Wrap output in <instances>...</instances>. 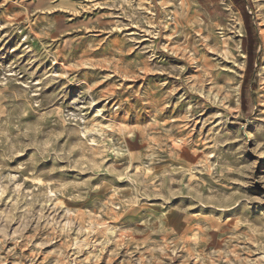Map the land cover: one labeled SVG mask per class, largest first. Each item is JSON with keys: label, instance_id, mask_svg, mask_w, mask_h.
Masks as SVG:
<instances>
[{"label": "rangeland", "instance_id": "rangeland-1", "mask_svg": "<svg viewBox=\"0 0 264 264\" xmlns=\"http://www.w3.org/2000/svg\"><path fill=\"white\" fill-rule=\"evenodd\" d=\"M0 264H264V0H0Z\"/></svg>", "mask_w": 264, "mask_h": 264}, {"label": "trees", "instance_id": "trees-1", "mask_svg": "<svg viewBox=\"0 0 264 264\" xmlns=\"http://www.w3.org/2000/svg\"><path fill=\"white\" fill-rule=\"evenodd\" d=\"M233 3L239 5L240 3H244V0H231ZM243 15H244V23H245V27L248 29L247 30V37L250 39L252 36V31L250 30V20H249V16L248 14L243 11ZM251 60V59H250Z\"/></svg>", "mask_w": 264, "mask_h": 264}]
</instances>
